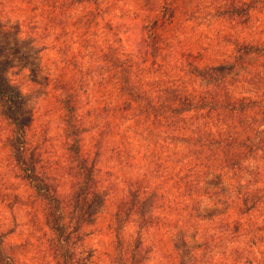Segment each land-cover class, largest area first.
<instances>
[{"label":"trees","instance_id":"obj_1","mask_svg":"<svg viewBox=\"0 0 264 264\" xmlns=\"http://www.w3.org/2000/svg\"><path fill=\"white\" fill-rule=\"evenodd\" d=\"M100 1L57 0L58 6H51L50 11L59 8L63 13L84 4L97 6ZM168 9L162 18L149 20L153 22L144 27L146 36L138 42L135 55L119 56L112 49L102 52L104 66L99 74L111 77L110 86L120 99L116 105H89L91 110L84 114L87 105H83L77 91L65 90L60 96L63 146L68 160L64 180L69 182L67 191L62 188L59 165L46 155L45 145L50 141L46 130H38L25 97L10 82L14 58L0 55V103L6 107L3 119L12 150L10 159L35 197L46 202L47 223L57 236L52 247L63 249V264H91L94 254L93 250L83 251L81 244L90 235L96 213L109 199L102 180L105 161L108 154L119 156L120 151L109 148L108 126L97 125L91 148L86 147L85 139L95 128L92 118L106 116L107 112L136 118L137 125L153 133L158 131L157 136L168 132L167 139L174 145L173 171L181 165L168 178L161 174L160 163L155 170L147 165L136 181H129L131 190L119 201L113 216L121 261L145 264L147 246L143 239L149 229L176 226L182 213L188 215L185 227L188 224V228H195L199 225L196 211L205 200H213L219 216L217 234L204 233V242L197 246L200 258L190 256L184 262L177 254L180 264H208L215 254L220 257L218 264H264V77L258 79L262 86L256 84L255 95L236 94L233 81L223 72L226 67L208 66L205 52L189 51L183 53L179 69L182 75L162 82L157 76L163 63L159 58L165 57L159 45L161 36L154 31L166 28L164 19L175 15ZM263 9L264 0H224L211 11L233 27H244L250 24L255 11ZM261 47L234 40L236 64H243ZM145 67L154 70L148 90L133 78V74L140 76ZM132 68L137 70L132 72ZM179 145L183 147L181 152L176 150ZM165 185L178 193L173 202L161 192ZM165 207L178 217L171 218L170 224L169 217L159 214ZM64 210L70 215L68 222ZM131 224L138 227L136 236L123 238V231ZM166 258L171 256L167 254ZM11 261V256L0 249V264Z\"/></svg>","mask_w":264,"mask_h":264},{"label":"rangeland","instance_id":"obj_2","mask_svg":"<svg viewBox=\"0 0 264 264\" xmlns=\"http://www.w3.org/2000/svg\"><path fill=\"white\" fill-rule=\"evenodd\" d=\"M223 1L101 0L97 6L84 4L63 13H59L58 8L53 13L50 7L58 6L57 0L51 3L48 0H0V55L14 58L10 82L25 97L38 130H46L50 140L45 145L46 155L59 165L64 190H69V182L64 181L68 160L63 146L60 96L65 90L77 91L83 105H87L82 111L84 114L91 110L89 105H116L120 99L110 86L111 77L103 72L99 74L104 66L102 52L112 49L119 56L135 55L138 42L146 36L143 35L144 27L153 22L149 20L162 18L166 8L175 15L164 19L166 28L157 27L154 31L161 36L159 45L165 57V60L159 58L163 63H160L161 72L157 76L162 82L170 76L179 78L182 75L179 69L184 52L202 51L207 55L208 66L226 67L223 72L233 81L236 94H256L258 79L264 77V9L254 12L248 26L233 27L231 22L213 16L211 11ZM234 40L262 47L243 64H236L232 49ZM135 70L137 68H132V72ZM153 72L145 67L140 76L133 74V78L148 90L147 86L154 81ZM5 109L0 103V249L11 256L9 264H63V249L59 245L52 247V240L57 236L47 223L46 202L35 197L10 159L12 150L7 143L3 119ZM124 117L114 112L94 116L95 128L85 139L86 147L91 148L97 125L108 126L109 148L117 147L120 151L119 156L108 154L105 161L102 180L103 189L108 187L109 199L96 213L90 235L81 244L83 251L93 250L91 264H126L121 261V246L115 244L119 235L113 216L119 201L131 190L129 181H136L147 165L155 170L160 163L164 178L181 167L177 165L175 171L172 169L174 145L167 139L168 132L157 136L158 131L153 133L137 125L136 118ZM182 148L177 146V152ZM161 192L171 202L178 195L170 185L161 187ZM161 212V216L169 217L168 224L171 218H178L166 207ZM217 212L214 201L205 200L196 211L199 225L195 228H188V224L185 227L188 215L182 213L176 226L149 229L143 239L147 246L145 264H180L177 254L184 262H188L186 257L200 258L197 246L204 242V233L207 231L212 236L218 232ZM62 213L67 222L70 221L69 213L65 210ZM137 229L136 224L127 226L122 237H135ZM167 254L171 256L169 260ZM219 258L215 254L208 264H218Z\"/></svg>","mask_w":264,"mask_h":264}]
</instances>
